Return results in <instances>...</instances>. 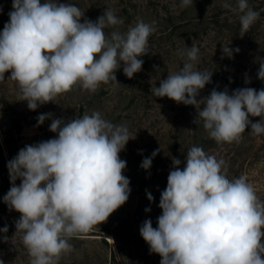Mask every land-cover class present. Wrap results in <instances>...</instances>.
<instances>
[{"label": "clouds", "instance_id": "9594fccd", "mask_svg": "<svg viewBox=\"0 0 264 264\" xmlns=\"http://www.w3.org/2000/svg\"><path fill=\"white\" fill-rule=\"evenodd\" d=\"M191 4L181 0V7ZM222 7L241 14V37L260 15L248 0H236L235 6L225 0ZM8 15L0 32V82L10 72L7 79L17 83L21 101L33 111L77 85L95 92L102 83L119 84L115 73L121 62L124 75L133 78L142 69L139 57L149 53V37L156 31L155 21L139 20L121 33L116 26L123 21L111 9L92 21L76 5L59 0H12ZM106 27L115 29L110 36ZM199 51L196 46L181 51L183 66L160 80V86L151 89L153 95L194 106L217 144L239 143L249 127L252 135L264 134V88H238L231 94L213 89L197 98L213 75L197 68ZM233 51L240 49L222 48L230 59ZM257 78L264 81L260 57ZM250 116L260 120L253 122ZM51 117L40 114L38 125ZM49 130L56 138L25 146L7 164L11 187L3 202L20 218L13 236L3 239H19L30 264H58L72 251L69 240L106 222L131 191L123 175L126 161L119 156L134 139L126 125L94 111L68 121L52 119ZM159 151L145 157L140 167L150 169ZM180 164L179 158L173 159L160 196L157 227L147 219L140 228L150 253L161 257L160 264H264V201L254 187L243 176L229 180L225 160L198 146L187 151L182 170ZM147 198L154 199L150 192ZM0 232L6 234L8 226ZM0 264L5 261L0 259Z\"/></svg>", "mask_w": 264, "mask_h": 264}, {"label": "rangeland", "instance_id": "374dc122", "mask_svg": "<svg viewBox=\"0 0 264 264\" xmlns=\"http://www.w3.org/2000/svg\"><path fill=\"white\" fill-rule=\"evenodd\" d=\"M59 2L76 5L84 12V18L92 21H96L105 9H111L123 21L116 26L121 33L127 32L139 20L146 23L155 21L156 31L149 37V53L139 57L144 61L141 71L129 79L123 73L121 62L120 69L115 73L119 84L115 81L102 83L95 92L83 90L77 85L33 111L29 110L27 101H21L17 83L7 79L10 72L5 73V81L0 82V153L4 157L0 184L4 182L6 193L11 187L8 162L25 146L51 139L49 127L52 119L68 121L99 111L104 119L126 125L134 138L119 153L120 159L126 161L123 175L130 181L129 199L106 222L88 233L71 238L72 251L63 254L58 264H160L161 257L150 253L149 245L140 235V228L147 219L152 220L154 228L157 227V218L162 214L160 196L167 186L173 159L181 160L179 167L182 170L186 153L193 146L216 155L217 159H224L227 178L245 177L260 200L264 201V134L252 135L249 127L239 143L217 144L204 129L194 106L178 104L167 97H155L151 92V89L160 86V80L183 66L184 59L179 53L191 46L200 50L197 68L213 72L211 83L200 91L198 99L207 97L213 89H227L231 94L238 88L250 87L258 91L264 88V81L257 78L259 57L264 58V0H248L249 6L260 15L243 37L239 21L241 14L223 8L225 0H192V4L186 7H181V0ZM228 2L233 6L236 4V0ZM123 7L129 9V23L127 15H118ZM10 11L12 0H0V32L9 21ZM171 15L174 23L187 22V25L175 30L171 37L157 39L156 34L165 26H170L167 20ZM113 30V27H106L104 32L110 36ZM223 46L233 50L239 48L240 51H233V58L230 59L223 55ZM246 79L250 82L245 83ZM46 113H51L52 117L46 119L42 126L38 125L37 116ZM249 119L257 122L260 117L250 116ZM157 149L160 151L152 159L151 168H141L142 160L151 157ZM15 183L19 186L20 179ZM148 192L154 198L151 202L147 198ZM146 208L151 211L146 212ZM15 215L18 220L20 213L15 211ZM0 259L5 264H30L28 251L19 239L10 242L8 248L0 252Z\"/></svg>", "mask_w": 264, "mask_h": 264}, {"label": "trees", "instance_id": "16d2710c", "mask_svg": "<svg viewBox=\"0 0 264 264\" xmlns=\"http://www.w3.org/2000/svg\"><path fill=\"white\" fill-rule=\"evenodd\" d=\"M118 15L120 17H122L123 15H127V18H128L127 22L128 23L130 22L131 16H130V12H129L128 7L121 8V10L118 11ZM172 18H173V16L171 15L169 17V20H167V21H169L170 26H165V28L162 31H160L159 33L156 34L157 39H160L161 37L163 38L164 36L165 37H171L173 35V33L175 32V30H177L178 28H180L182 26L187 25L186 24L187 22L176 24L172 21ZM42 125H40V126H42ZM51 135H52L51 139L56 138V136L53 132ZM3 162H4V157H3L2 153H0V168L3 164ZM8 178L10 181L9 174H8ZM10 183H11V181H10ZM3 184H4V182H2L0 184V229H2L5 225H7L8 226V232L6 234L3 232H0V252H4L8 248V246L10 244V239H9V242H4L3 237L6 235L7 237L11 238L12 234L16 231L15 222L17 221V219L15 218V216H16L15 210H9L8 206L3 202V197H4V195H6L5 194L6 193L5 188H4ZM102 241L107 245V242L104 238Z\"/></svg>", "mask_w": 264, "mask_h": 264}]
</instances>
